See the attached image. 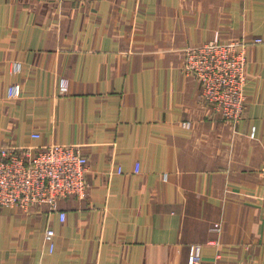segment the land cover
Segmentation results:
<instances>
[{"label": "crops", "instance_id": "obj_1", "mask_svg": "<svg viewBox=\"0 0 264 264\" xmlns=\"http://www.w3.org/2000/svg\"><path fill=\"white\" fill-rule=\"evenodd\" d=\"M217 37L250 46L238 123L183 71ZM53 144L87 157V195L0 211V264H264V0H0V146Z\"/></svg>", "mask_w": 264, "mask_h": 264}, {"label": "built area", "instance_id": "obj_2", "mask_svg": "<svg viewBox=\"0 0 264 264\" xmlns=\"http://www.w3.org/2000/svg\"><path fill=\"white\" fill-rule=\"evenodd\" d=\"M99 2L103 0H85ZM262 40L254 41L261 44ZM249 43L241 40L215 38L201 46L186 50L183 71L201 85L202 101L212 107L223 120L238 123L247 109L246 86ZM13 75L23 71L21 62H12ZM68 81L60 80L59 94H68ZM21 86L13 84L8 99H18ZM189 126V123H184ZM36 139L40 136L34 135ZM89 172L87 157L75 145L53 144L41 150L0 146V211L18 209L24 213L33 210L59 211V200L70 196L83 198L88 192L86 181ZM121 172V170H119ZM135 172H139L136 165ZM167 180V175H164ZM60 221L66 220L59 213ZM45 240L53 252L55 232L48 229ZM189 264H216L206 262L199 246L190 248Z\"/></svg>", "mask_w": 264, "mask_h": 264}]
</instances>
